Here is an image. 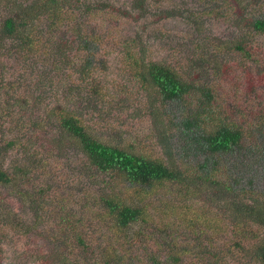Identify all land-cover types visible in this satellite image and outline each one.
Returning <instances> with one entry per match:
<instances>
[{"label": "trees", "instance_id": "1", "mask_svg": "<svg viewBox=\"0 0 264 264\" xmlns=\"http://www.w3.org/2000/svg\"><path fill=\"white\" fill-rule=\"evenodd\" d=\"M132 1L137 8L147 6V0ZM196 1L201 8L199 12H191V20L187 21L193 22L198 31L204 17L225 16L226 12L221 10L224 4L229 7L227 20L231 18L230 12L234 11L236 16L239 8L245 10L242 3L232 1L233 6L228 0H213L211 6L204 0ZM251 2L246 3L249 8L254 4L258 7L257 1ZM5 4L8 13L0 24V188H15L16 195L26 197L27 188L22 181L29 178L34 168L43 169L47 150L55 148L53 141L67 142L83 155V166L93 176L102 178L96 192L92 194V188L84 191V207L93 219L101 224L106 222L108 241L99 242L97 255L86 258L89 263H83L224 264L221 253L203 248H195L192 259L182 262V250L171 243L173 237L167 244L166 240L163 242L169 225L175 228L179 220L185 219L177 212L198 210L180 202L185 204L189 196L204 189L209 192L215 189L214 200L231 212V218L224 227L223 218L216 215L210 219V226L208 222L201 223L199 230L215 238L225 230L226 235L238 239L225 244L229 245L228 249L239 250L243 259L248 254L254 264H264V107L253 117L241 110L236 111L237 115L229 112L227 99L231 86L228 79L219 78L221 72L214 54L216 51L222 55L233 53L238 62L235 69L244 77L248 74L243 72L247 66L264 65V56L250 40L264 36V8L258 7L256 14L248 12L245 18L238 19L243 34L236 33L234 40L217 39L216 44H212L214 52L203 54L204 65L212 64L210 78L186 75L171 63L154 61L146 54V44L137 42L135 37L122 36L119 47L125 66L139 84V90L150 96L145 106L151 121V135L156 137V149L142 154L110 144L95 134L97 121H92L88 114L96 113L93 107L96 99L83 96L82 92L79 99L85 98V108L81 104L61 106L58 91L56 98L52 96L56 100L51 102L54 105L49 107L41 96L46 84L31 74L37 62H46V56L57 45L58 38L53 37H57L58 32H67L71 40L66 42V47L69 50L73 47L76 53L69 59L72 73L66 69L65 76L79 75L72 85L81 82L84 87H69L64 94L78 97L80 91L87 89L92 94L98 93L102 78L97 72L107 70L106 57L112 53L104 44L107 36L92 24L98 21L94 11L100 12V8L86 0H5ZM101 52L102 58L101 54L99 57ZM63 55V59L68 56L66 52ZM7 58L14 59L20 66L10 71L4 65ZM21 63L27 66L26 70ZM27 71L29 74H25ZM31 81L35 91L26 86ZM233 95L236 103H240L242 97L238 90L233 89ZM252 103L255 99L249 101ZM48 126L51 134L46 129ZM158 188H164L161 204L144 203L142 198L158 194ZM35 195H30L32 205L36 203ZM132 195H137L139 200L135 201ZM149 206L158 212L155 219L148 212ZM209 207L211 214L218 212L216 207ZM9 215L14 217V214ZM194 219L187 221L192 225L199 222L198 216ZM70 220L68 218L67 222ZM137 224L145 227L135 232L133 228ZM227 224L232 231L228 232ZM7 225V230L12 226L23 231L19 220ZM70 227L73 228L72 222ZM29 228L26 225L24 230ZM148 229L152 231L147 232ZM169 235L173 236V232ZM150 236L156 237L155 249L148 242ZM72 239V245L77 246L79 252L83 249L91 254L93 247L82 235L75 233ZM247 240L252 244L247 245ZM220 241L226 242L225 239ZM63 257L67 255L64 253Z\"/></svg>", "mask_w": 264, "mask_h": 264}, {"label": "rangeland", "instance_id": "2", "mask_svg": "<svg viewBox=\"0 0 264 264\" xmlns=\"http://www.w3.org/2000/svg\"><path fill=\"white\" fill-rule=\"evenodd\" d=\"M86 1L100 8V12L94 11L98 21L96 23L93 21L92 24L107 36L104 44L109 46L112 52L109 57H106L107 70L97 72V75L102 78L100 85L96 82L100 86V91L97 89L98 93L92 94L88 89L82 90L78 93V97L64 94L69 87L76 89L84 87V83L81 82L72 85V81H77L79 75L65 76L66 69L72 73L69 59L75 57L76 53L73 47L71 50L66 47V42L71 40V35L67 32H58L57 37H53L58 38L57 45L46 56V62H37L35 72L31 74L46 84L41 96L47 100L45 104L49 107L54 105L51 102L56 100L52 99V96L56 98L58 91L60 93L57 100L62 104L61 106L81 104L83 108L85 98L79 99L82 97L80 95L82 92L83 96L96 99L93 103L96 113L88 114L92 121H97L95 134L110 144L121 145L142 154H150L156 149V137L154 134L151 135V121L145 106V101L148 102L150 96L139 90V84L133 80L130 69L125 66L119 47L122 36L135 37L137 42L146 44L148 47L146 54L154 61L171 63L174 67H179L186 75L191 74L202 79L210 78L213 76L212 64L209 67L204 65L203 54L213 51L212 44H216L217 39L234 40L236 33L243 34V28L238 19L245 18V13L248 14V12L256 14L258 7L264 8V0H228L233 6L232 1L242 3L245 10L239 8L236 16L233 14L234 11L230 12L231 18L227 20L229 7L224 4L221 10L226 12L225 16L204 17L201 30L198 31L193 22L187 21L191 20L189 17L191 12H199L201 8L200 2L196 0L195 2L194 0H147V6L142 9L135 7L132 0ZM212 1L204 0L209 4L208 6L213 4ZM251 1H257L258 7L254 4L249 8L246 3ZM7 13L5 0H0V24ZM250 40L256 43L254 48H257L264 56V36H254ZM101 50L103 52V45ZM65 52L68 56L63 59ZM102 52L99 53L100 58H102ZM214 54L221 72L219 78L228 79L231 86V94L227 99L229 112L237 115L236 111L241 110L243 114L253 117L257 114V110L264 107V90H261L264 88V65L247 66L243 72L248 74L244 77L235 69L238 62L233 53H230L231 57L229 54L222 55L217 51ZM4 61V65L8 66L10 71L13 67L20 66L14 59L7 58ZM21 64L26 70L27 66ZM25 74H29V71ZM29 84L26 86H30L28 88L31 91L34 87L33 81ZM233 89L238 90L242 97L240 103H236ZM254 99L255 103L249 104V101ZM46 129L51 134L49 126ZM52 143L55 144V148L47 150V160L43 169L34 168L29 178L22 181L26 184L27 191L24 193L26 197L16 195L15 188H0V226L5 224L0 229V264H85L89 263L86 262V258L97 255L96 247L99 242L108 241L105 235L106 222L101 224L99 220L93 219L84 207L86 203L84 191L92 188V194L96 192L95 189L98 190L99 184L102 185V178L98 175L93 176V173L83 166V155L77 148L67 142L53 141ZM39 152L41 154L42 150L39 149ZM44 156L46 158V154ZM39 187H41L40 192H38ZM157 191L158 194L144 196L142 198L144 203L150 205L156 203L157 206L161 204L164 188H158ZM178 194L183 195V192L178 191ZM214 194L215 189L210 192L204 189L193 197L189 196L185 204L181 201V205L191 204L198 210L190 213L177 212V215L184 216L185 219L179 220L178 224L175 222V228L169 225L166 229L168 232L166 235L163 234V242L166 240L167 244L173 237L171 243H176V247L182 250V262L192 259L195 248H203L221 253L224 264H242L244 261L254 264L248 254L245 255L247 258L243 259L239 250L234 251L228 249L229 245L225 246L237 241V237L226 235L224 230L215 238L214 235L199 230L201 223L208 222L210 226L212 224L210 219L216 215L223 218V226L226 225L227 219L231 218V212H228L223 204L216 203ZM30 195H35V205L30 204ZM218 195L222 194L218 193ZM132 196L135 201L139 200L137 195ZM164 197L169 198L170 195ZM174 197L180 200L176 195H173ZM246 201L248 200L244 202ZM208 204L216 207L218 212L213 211L214 215H212L207 210L210 208ZM148 212L154 219L158 215L151 206L148 207ZM9 213L14 214V217ZM195 215L198 216L200 223L195 222L192 225L187 220H195ZM68 218H71L73 228L70 227V222H67ZM18 220L25 232L12 226H9L8 230L5 229L9 222H18ZM26 225L30 228L24 230ZM142 227L145 226L137 224L133 231L138 232ZM227 229L228 232L232 231V227L228 224ZM151 231L152 229L147 230V232ZM169 232H173V236H170ZM75 233L82 235L93 247L91 254L89 250L82 249L83 252H79L77 246L72 245V236ZM155 238L150 236L148 239L153 249L157 247ZM220 239H225L226 242H221ZM249 244L252 243L247 240V245ZM64 253L67 255L65 259Z\"/></svg>", "mask_w": 264, "mask_h": 264}]
</instances>
